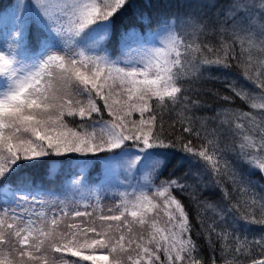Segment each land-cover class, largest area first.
<instances>
[{"label": "snow or ice", "instance_id": "6c2138e0", "mask_svg": "<svg viewBox=\"0 0 264 264\" xmlns=\"http://www.w3.org/2000/svg\"><path fill=\"white\" fill-rule=\"evenodd\" d=\"M9 7L12 27L0 32V264H205L174 195L192 187L182 182L189 176L223 193L218 205H200L212 211L206 226L198 215L210 264H264V195L256 190L264 185L250 179L264 176V0H231L215 18L156 0ZM233 67L247 83L225 85L252 111L224 110V148L217 130L195 127L187 113L199 102L184 85ZM169 109L179 135L164 134ZM53 156L67 158L62 174L50 167L45 176L59 191L25 174ZM173 160L196 171L160 179ZM113 177L119 200L97 211Z\"/></svg>", "mask_w": 264, "mask_h": 264}, {"label": "trees", "instance_id": "16d2710c", "mask_svg": "<svg viewBox=\"0 0 264 264\" xmlns=\"http://www.w3.org/2000/svg\"><path fill=\"white\" fill-rule=\"evenodd\" d=\"M156 3L160 6L161 9L171 10L174 12H180L181 14L188 11H201L206 13L209 18H215L217 14L224 12L231 0H156ZM11 4H14V0H0V9H4V12H0V32L7 31L12 27L11 22V12L12 8L9 7ZM187 5H194L198 7L188 8ZM132 22L131 18H125V23ZM217 77L219 79H217ZM225 78L228 80L237 79L239 83L246 84L247 82L243 80L241 71L238 68L233 67L230 70H216L212 68L210 71L204 72V75L196 81H191L185 83L184 87L190 89L188 93L190 99L196 100L199 102V107L192 108L187 114L191 115L195 120V127L201 128V124L204 125L202 131L206 130L208 133H212L213 130H217L220 133L219 139L221 147L230 148L231 147V136L224 131V127L221 125V120L225 119V109H239L241 111H252L248 105L241 101L238 97H235L234 94L228 90L225 85ZM224 96L232 97V100L225 101L222 99ZM176 111H180V108H177ZM164 117V134L167 136L170 133L173 135H179V125L177 124L175 132L169 127L173 124L176 119V112L172 110H166L163 113ZM104 118L107 120L109 117L105 113ZM135 118V117H134ZM71 120V118H69ZM78 122V118H77ZM211 138V137H210ZM230 158V154H229ZM66 157H48L43 158V161L38 164L35 168L26 170V175L33 176L37 183L42 182V186L46 189L57 187L53 182H49L45 176L47 170L51 168L57 169L58 173L62 174L68 167L66 163ZM38 167V168H37ZM191 169L192 172H195V168H191V165L185 163L183 167H180L178 160H173L172 163L168 166L164 175L160 179H166L172 173H175L173 178H181ZM95 176V172H93ZM123 179V177H119ZM137 179L140 177L137 176ZM250 179L257 185H264L262 176L257 172L250 176ZM136 181H133L135 183ZM159 181H157L158 183ZM192 187L187 188L185 191L181 192L176 190L174 195L181 203L185 206V210L188 212L189 220L193 226L192 238L196 241L199 246V255L204 259L205 264H210V259L212 256V251L209 248L208 242L205 238L204 229L201 228L200 220H198V215L204 220L205 226L212 218L211 209L205 210L204 207L200 206L203 202L219 204L223 200V193L219 188L209 186L208 188L197 187L199 184L198 181L193 180L191 176L186 181H182ZM229 190L231 195L235 199H240V196L236 192H232L231 183L225 178L221 181ZM204 183H209L206 179ZM94 187V186H90ZM257 192H261L264 195V192L257 187ZM123 191V188L117 187L116 178H109L105 183L104 189L99 193V207L97 211L103 209L105 212L108 207H111L114 203L118 202L119 196L118 193ZM62 195L64 193H61ZM69 198L75 196L79 198V193H72L71 191L67 192ZM195 199H192V197ZM235 202V200L233 201ZM92 205H96V199L90 201ZM92 211V208L88 209ZM252 234H258L259 225L249 226ZM215 240V237H213ZM217 257L219 256V244L217 243ZM256 258H259L258 254L254 253ZM163 259V256L161 257ZM247 261H245L246 263ZM219 264V260H218Z\"/></svg>", "mask_w": 264, "mask_h": 264}, {"label": "water", "instance_id": "95a60500", "mask_svg": "<svg viewBox=\"0 0 264 264\" xmlns=\"http://www.w3.org/2000/svg\"><path fill=\"white\" fill-rule=\"evenodd\" d=\"M262 178H263V181H264V176H262ZM245 264H247V262Z\"/></svg>", "mask_w": 264, "mask_h": 264}, {"label": "rangeland", "instance_id": "374dc122", "mask_svg": "<svg viewBox=\"0 0 264 264\" xmlns=\"http://www.w3.org/2000/svg\"><path fill=\"white\" fill-rule=\"evenodd\" d=\"M135 118H138V115H137V117H135ZM139 177V176H138Z\"/></svg>", "mask_w": 264, "mask_h": 264}, {"label": "bare ground", "instance_id": "6f19581e", "mask_svg": "<svg viewBox=\"0 0 264 264\" xmlns=\"http://www.w3.org/2000/svg\"><path fill=\"white\" fill-rule=\"evenodd\" d=\"M38 168V167H37ZM263 179V178H262Z\"/></svg>", "mask_w": 264, "mask_h": 264}]
</instances>
